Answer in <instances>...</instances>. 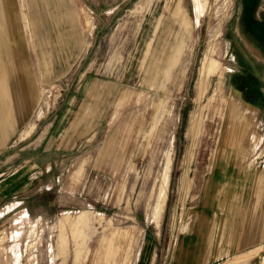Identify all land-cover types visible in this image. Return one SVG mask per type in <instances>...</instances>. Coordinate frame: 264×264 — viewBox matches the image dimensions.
I'll use <instances>...</instances> for the list:
<instances>
[{
	"label": "rangeland",
	"instance_id": "374dc122",
	"mask_svg": "<svg viewBox=\"0 0 264 264\" xmlns=\"http://www.w3.org/2000/svg\"><path fill=\"white\" fill-rule=\"evenodd\" d=\"M68 4L79 48L64 71L40 80L24 138L15 137L0 153V254L8 264H96L98 249L110 240L114 254L105 264H131L145 234L150 264H172L179 214L186 219L208 175L201 163L194 198L185 192L194 167L187 161L191 116L229 110L237 95L258 108L257 135L264 143V0ZM218 126L204 139L210 151L218 144ZM170 133L173 147L148 219ZM232 155L241 162L234 171L241 179L229 180L228 193L236 189L244 206L264 207V145L256 156ZM12 202L19 203L3 211ZM25 211L24 223H17ZM259 214L258 228L250 229L256 242L226 252L219 264H260Z\"/></svg>",
	"mask_w": 264,
	"mask_h": 264
},
{
	"label": "crops",
	"instance_id": "0c3cea01",
	"mask_svg": "<svg viewBox=\"0 0 264 264\" xmlns=\"http://www.w3.org/2000/svg\"><path fill=\"white\" fill-rule=\"evenodd\" d=\"M73 15L68 0H19L17 4L13 0H0V153L15 137L24 138L21 132L37 110L40 80L64 71L68 60L76 54L80 39ZM87 24L93 26L89 20ZM219 85L218 82L214 90ZM200 93L198 89V98L203 95ZM233 98L229 110L220 106L215 107L214 112L203 109L191 116L188 130L192 145L187 161L194 167L188 172L185 192L194 198L201 163L207 164L208 175L204 178L203 189L197 191H200L197 204L185 212L186 219L179 214L181 233L174 244L172 264H219L226 252L230 256L234 251L246 249L242 248L244 245L248 247L256 242L254 231L250 232V229L258 228L256 221L264 207L259 209L258 203L254 206L250 201L244 206L240 202L241 194L236 189L228 193L226 186L229 180L237 182L241 179L234 174L235 167L241 164L234 161L237 158L232 155L234 151L256 156L263 150L264 143L260 145L262 139L257 135L259 110L237 95ZM217 124L218 144L210 151L204 139ZM246 138L250 145L243 149ZM222 149L223 153L220 152ZM18 203L8 204L3 211L14 209ZM24 216H27L26 211L15 221L24 223ZM243 228H248V232L243 233ZM236 230L239 232L235 233ZM109 241L102 245V250L98 249L96 264L111 263L114 251ZM142 241L140 253L136 248L131 264H139V261L150 264L152 261V244L145 234ZM2 255L0 264H8L7 257ZM17 256L18 252L16 261ZM260 264H264V254Z\"/></svg>",
	"mask_w": 264,
	"mask_h": 264
},
{
	"label": "bare ground",
	"instance_id": "6f19581e",
	"mask_svg": "<svg viewBox=\"0 0 264 264\" xmlns=\"http://www.w3.org/2000/svg\"><path fill=\"white\" fill-rule=\"evenodd\" d=\"M194 10L195 11L198 10V6L196 4H194ZM38 113H39V111H38ZM173 140H174L173 133H170L169 138H168L167 143H166V147L164 149L162 161H161V164L159 166L158 177H157V179L155 181L154 191H153L152 197L150 199L149 206L147 208V217H148V219H150L152 217V214H153L154 201H155V197H156V194H157V191H158L160 178L163 177V175L165 173L166 162L168 160V157H169V155L171 153V150H172V147H173ZM140 239H142V237Z\"/></svg>",
	"mask_w": 264,
	"mask_h": 264
}]
</instances>
